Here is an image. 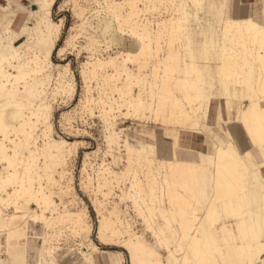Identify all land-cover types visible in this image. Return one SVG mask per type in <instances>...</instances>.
<instances>
[{
  "label": "bare ground",
  "instance_id": "obj_1",
  "mask_svg": "<svg viewBox=\"0 0 264 264\" xmlns=\"http://www.w3.org/2000/svg\"><path fill=\"white\" fill-rule=\"evenodd\" d=\"M25 1L28 6L19 0L0 4L6 13L0 24L14 17L0 31V162L10 168L0 173V231L26 217L43 223L39 256L57 264L58 242L67 230L87 248L78 254L96 264L101 250L90 239L87 211L64 203L73 192L66 167L82 143L53 136L55 99L48 97L52 69L51 96L72 99L76 93L69 66L51 62L54 51L75 49V36L57 49L63 23L50 15L58 0ZM89 1L94 7L86 14L77 7L79 29L97 36L83 47L89 56L81 64L79 105L87 115H78L71 133L84 131L78 121L83 125L89 115L101 114L103 160L94 170L85 153L81 169L82 185L94 195L97 241L121 248L128 264H264V0L262 19L232 17L231 0ZM18 14L28 16L15 31L11 23ZM134 86L140 88L135 95ZM116 118L144 119L153 127L139 133L137 124L119 128ZM10 129L20 130L23 140L14 142ZM201 135L203 149L185 144ZM44 179L56 193L46 191ZM115 197L123 210L115 201L109 210L104 204ZM9 206L13 215L5 213ZM123 251L117 252L120 264Z\"/></svg>",
  "mask_w": 264,
  "mask_h": 264
},
{
  "label": "rangeland",
  "instance_id": "obj_2",
  "mask_svg": "<svg viewBox=\"0 0 264 264\" xmlns=\"http://www.w3.org/2000/svg\"><path fill=\"white\" fill-rule=\"evenodd\" d=\"M242 1L245 3L256 1L257 4L252 6V8L249 9V11H251V12L254 11V13L256 15H260L261 8H263V3L261 0H242ZM19 2H21L22 4H24L26 6H28V4H29L25 0H19ZM231 2H237V0H232ZM0 4L6 5V0H0ZM234 6H235V8H239V7H237V4H235V3H234ZM77 7H83L85 9V11H84V13H85L86 10L88 11V9H90V7L91 8L94 7V3H92L89 0H58L56 2V4L53 6V8L51 10V15H50V18L53 22L57 23L61 20L63 23L61 33L59 36V41L56 44L57 49L65 46V41L67 40V38L69 37V35L71 33L75 36V40H74L75 49L69 47L61 54H58L57 51H54L51 55V62L55 65H60L59 67H57L59 69H62L63 65L69 66V69L72 72L73 78L75 80L76 93L73 96L74 98L72 97V99H69V98L63 97V96L61 97L60 95L59 96L55 95L54 97L51 96V94H52L51 91L55 86L54 85L55 84L54 83V81H55L54 76L56 73V69H52L53 70V76H51V82H49L50 85L48 86V89H49L48 97H50L49 99H52V100L55 99L52 101V106H53V118H52L53 136L63 138L67 141L78 140L82 143V144H80V147L77 151V154L75 155L76 157L75 156L72 157L68 161V164L66 167L67 171H69L73 177L72 178V191L73 192L70 196H66L64 198V203L67 206V208L70 210H77L78 208L79 209L84 208L87 211L90 224L92 225V233L90 235V239L94 244H96L99 247L100 250L104 251V252H102L103 254H101L99 252L96 253V262H97V257H100L99 258L100 263L97 262V264H104L103 263L104 258L109 256L112 251L118 252V251H123V250L121 248H117V247H113V246H104L97 241V239H96V228L98 225V215L95 212V209L93 206L94 195L90 191L91 188L87 189L85 186L82 185L83 178H82L81 169H82L83 162L85 160V153H89V155H90L89 156V159H90L89 162L93 164L94 170H95L98 167L97 164H100L102 162L103 157H104V153L106 150L105 149L106 143L104 142L105 137H106V134H105L106 132H105L104 123L102 121L101 114L96 112L92 116L89 115L88 117L91 119H86L87 122L84 123L83 125L80 121H78L77 126L83 127L84 131L80 132L79 129H76V131H75L76 133H73V134L71 133L72 129L74 128V124L77 121L78 115H81V114L87 115V113H85V109L82 111L80 110L82 107H81V105H79L80 100L82 101L84 98V83H83V79L81 76V71H82L81 64L83 62H86L87 56H89L88 53L86 52V50L83 49V47H85V41H86L85 39H91V38L95 39V37H97V36L94 37L93 34L88 36L87 34H85L86 31L79 29L80 28L79 26L81 25L80 24L81 23V17L77 16V13H78ZM31 8L36 9V6L31 5ZM0 11H1L0 16L6 15V13L4 11H2V9ZM22 15L18 14V17L16 18L14 23H11L12 24L11 28L13 30L18 31L22 21L24 19H26V17L28 16V15L27 16H24V15L22 16ZM9 17L10 16H7L6 18H4V20H2V22L0 24V31H3L6 27H8V23L14 18L13 16H11L10 17L11 20H10ZM3 25H4V27H3ZM40 40H41V36H40ZM96 41H101V39H96ZM39 46H40V44L38 42L37 47H39ZM36 51L37 50H34L33 52L36 53ZM30 56H31V54H30ZM129 67L132 71L137 72L136 71V69H137L136 65L134 66V64H131V65H129ZM25 70H26V73L29 71V69H28V71H27V69H25ZM108 72L111 73V70L110 71L108 70ZM29 74H31V73L29 72ZM29 79H30L29 76H26L25 81L20 80L18 87L21 88L23 83L27 82ZM98 83L100 86V82H98ZM93 84L95 85L96 83L93 82ZM104 87L107 90L108 86L105 85ZM139 89L140 88H138V87H135L134 89H132L133 95L137 94ZM136 90H137V92H136ZM97 92H98V90L93 92V96L95 98H97L96 95L99 96ZM116 98H118V97L116 96ZM4 102H5V98L0 97V105H2ZM68 114H69V116H68ZM66 115L68 116L67 117L68 119L70 118L69 124L67 123V121L65 119ZM117 115L118 114H116L115 117H117ZM116 119H119V118H116ZM142 120H135V119H131V118L130 119L120 118L118 120L119 128H125V129L127 128L128 129L131 126L133 129L134 128L133 124H137L138 125L137 130L139 131V133H142V130L145 128V125H146L145 122H147L144 119H142ZM143 122H144V124H143ZM125 126H127V127H125ZM146 127L149 129L151 127H153L152 121H149V123H148V125H146ZM10 131L12 132L11 129H10ZM16 132L15 131H14V133L12 132L13 134L9 133V134H11V139H15L14 142H18V140L19 141L23 140L22 132H20V130L17 132L19 134H17ZM35 132H36V135H38L40 133V132H38V130L37 131L35 130ZM15 133L17 134L16 136H14ZM201 136L203 137L202 141L206 140V136H203V135H201ZM197 137H199V136H197ZM197 137H195V138H197ZM195 138H193V139H195ZM5 144L9 149L13 148L11 143L5 142ZM38 146H40V145H38ZM95 151H97L95 154L92 153ZM8 153L12 155V151L8 150ZM23 155H24V157H28L29 154L27 151H25ZM37 159L38 160L36 162V165L41 166V163L43 162V160L40 157ZM105 159L107 161H110V159L107 156ZM27 160H28V158H27ZM1 162H3V161L1 160ZM6 163L3 162L0 164V173L1 172L5 173L6 169H8V170L10 169V168H8V164H6ZM18 163H19V165L17 166V168L19 171H21L20 161H18ZM112 167H115V166H112ZM118 167H115V169H118ZM121 168L122 167L120 166V169ZM91 170L89 172L92 174L93 169H91ZM92 178H93V174H92ZM65 181H67V180H64V182ZM92 182L93 181H91V184H92ZM93 183L95 184V182H93ZM123 184L127 187L128 182H124ZM44 185H46L47 187L50 186V185H47V181L45 179L42 182V186L46 187ZM95 186H96V184H95ZM11 187H12L11 185L7 186L6 187L7 191H11V189H12ZM47 190L56 193V186L51 185L49 188H46V191ZM115 193L119 194V191H115ZM97 196H98L99 200H103L100 195H97ZM72 197H73V199H72ZM54 199H55V201H58V199H56L55 197H54ZM114 201H115V203H119L121 210L124 209L125 205H123V203L120 204L119 198L115 197L113 199L108 198V201H106L104 203V204H106V203L108 204V205H106V206H108V210H109V206L110 205L112 206ZM108 202H110V203H108ZM30 206L32 209L36 210L39 213V210L35 205L30 204ZM77 206H79V207H77ZM5 211L4 212L7 213V215H13V213H12L13 209L11 207L6 209ZM106 211H105V213H107ZM48 213H46V216H50V214H48ZM132 216L134 217V219L136 221L140 220V218H138L137 216H134L133 214H132ZM31 219L29 217H26L23 220L17 221V224H18L17 228L20 229V234L15 235L12 232V235H11L12 238L10 239L9 243L11 245L22 246L24 248V250H26V252H27V264H38L40 262V256L38 253V249L40 248V246L43 242L41 239L44 235L45 230H44L43 223L38 222L37 220L30 221ZM139 224H140V221H139ZM138 228L140 229V227H138ZM1 230L2 231H0V264H2V261L5 260L6 249H7V244H8V242H7V240H8L7 239L8 229L3 228ZM63 231L66 233V234L65 233L64 234L67 237L64 234L62 235V237L60 236V239H59L60 241L58 242L59 246H58V250L56 252L57 253V264H82V258L78 254L79 253L78 248L81 249L82 251H87L86 246H80L79 244L82 243V241L79 242L80 239L74 237V235H72L70 232H67V230H63ZM146 234H147L148 242L153 243L154 240L151 239V237L149 236V233H146ZM112 256H113V260H112L113 263L115 264L116 262H118L116 264H120L118 259H117L118 256L115 253H112ZM42 263L44 264V262H42ZM121 264H128V257H127L126 252H124V251H123V262Z\"/></svg>",
  "mask_w": 264,
  "mask_h": 264
},
{
  "label": "crops",
  "instance_id": "obj_3",
  "mask_svg": "<svg viewBox=\"0 0 264 264\" xmlns=\"http://www.w3.org/2000/svg\"><path fill=\"white\" fill-rule=\"evenodd\" d=\"M231 1L229 3L228 11L232 17L249 16V17H253L255 19H262L263 8H261L260 15H256L254 13V11L253 12L249 11V9H251L252 6L257 4L256 1L247 2V3H245L246 5H244V6H241V3H240L241 0H237V2H231ZM234 3L237 4V7H239V8H235ZM12 20H14V19H12ZM187 139H190V141ZM202 140H203L202 136H199L195 139H193L192 137L191 138L187 137L185 144L186 145L190 144V146L195 148V149H203L204 145L202 144ZM17 225H18L17 222H14L11 225H9V227H8V232H7L8 244H7V249H6L5 260L2 261V264H27V252H26V250H24V248L22 246L11 245L9 243L10 239L12 238V236H11L12 232L15 235L20 234V229L17 228ZM39 250H40V248L38 249V253H39ZM102 252H104V251L101 250L99 253L103 254ZM112 253H115L117 255V251L111 252L109 256L104 258V260H103L104 264H114L112 261L113 260ZM80 257L82 258V264H87V262L85 261V258H83L82 256H80ZM56 258H57V254H56ZM99 258L100 257H97L98 263H100ZM42 262H44V260L42 259V257H40V262L38 264H43ZM95 262H96V255H95ZM97 262H96V264H97ZM44 264H45V262H44Z\"/></svg>",
  "mask_w": 264,
  "mask_h": 264
},
{
  "label": "snow or ice",
  "instance_id": "obj_4",
  "mask_svg": "<svg viewBox=\"0 0 264 264\" xmlns=\"http://www.w3.org/2000/svg\"><path fill=\"white\" fill-rule=\"evenodd\" d=\"M234 135H235V133H233ZM225 135H227V134H225Z\"/></svg>",
  "mask_w": 264,
  "mask_h": 264
}]
</instances>
